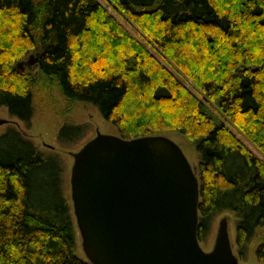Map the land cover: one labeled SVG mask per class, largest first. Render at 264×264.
<instances>
[{"label":"trees","instance_id":"16d2710c","mask_svg":"<svg viewBox=\"0 0 264 264\" xmlns=\"http://www.w3.org/2000/svg\"><path fill=\"white\" fill-rule=\"evenodd\" d=\"M108 1L203 99L98 0H0V109L30 127L37 100L57 89L123 139L184 138L199 157L200 242L231 213L238 258L255 244L264 264V161L205 102L264 156V0ZM32 53L38 68L17 69ZM87 132L65 124L58 141ZM77 234L60 159L10 129L0 137V264H90Z\"/></svg>","mask_w":264,"mask_h":264},{"label":"water","instance_id":"95a60500","mask_svg":"<svg viewBox=\"0 0 264 264\" xmlns=\"http://www.w3.org/2000/svg\"><path fill=\"white\" fill-rule=\"evenodd\" d=\"M73 158V213L90 264H240L227 218L213 250L202 248L198 168L172 139L98 132Z\"/></svg>","mask_w":264,"mask_h":264},{"label":"rangeland","instance_id":"374dc122","mask_svg":"<svg viewBox=\"0 0 264 264\" xmlns=\"http://www.w3.org/2000/svg\"><path fill=\"white\" fill-rule=\"evenodd\" d=\"M108 12L114 16L142 45L147 48L157 60H159L165 67L172 72L181 82H183L191 92L203 99V96L199 92L198 88L193 83L182 75L177 68L163 58L155 47H153L143 32L130 20L124 18L117 12L113 4L108 0H98ZM37 58L36 53H32L25 60L17 65V69L24 71L27 69L34 70L35 63L30 66V62ZM205 101V99H204ZM208 107L221 119L227 126H229L236 136L261 160L264 161V156L255 148V146L244 136L242 133L234 127L223 115L220 114L218 109L209 101H205ZM0 121H4L5 124L0 126V137L6 134L10 129H16L23 133L30 141H32L40 151L52 152L61 161L63 167V182L65 188V195L67 201L73 208L71 199V170L74 165L73 155L78 153L86 143L94 139L98 132L106 135H116V130L108 124L92 106L86 104H69L64 101L60 92L55 89L51 95H42L36 103V114L31 122L30 127H27L24 122L12 117L8 110L5 108L0 109ZM65 124H75L77 126H83L88 129L86 137L77 144L64 145L59 143L58 134L60 129ZM172 139L183 150L184 154L188 158L192 167L198 168L199 157L194 150L193 146L184 138L175 134L162 135ZM227 218L229 221V232L234 246V252L237 255V249L235 244L236 239V220L231 213H224L217 216L213 222L212 230L209 235L201 242V246L205 252H211L214 248L219 223L222 219ZM78 238V254L80 258L87 261L83 250L82 240L77 234ZM256 245L252 244L250 251L245 260H240V264H260L255 257Z\"/></svg>","mask_w":264,"mask_h":264}]
</instances>
